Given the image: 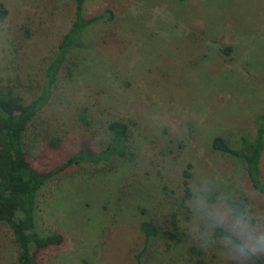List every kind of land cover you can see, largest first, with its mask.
Wrapping results in <instances>:
<instances>
[{"label":"rangeland","instance_id":"rangeland-1","mask_svg":"<svg viewBox=\"0 0 264 264\" xmlns=\"http://www.w3.org/2000/svg\"><path fill=\"white\" fill-rule=\"evenodd\" d=\"M0 4V87L26 102L41 88L75 0ZM104 11L110 18L86 26L83 46L64 55L22 134L29 164L54 170L36 194V229L62 237L37 249L35 264H254L233 240L214 236L216 225L264 264V198L234 157L211 147L218 136L245 149L241 140H251L255 116L264 115V0L80 4L82 18ZM111 120L127 125L128 157L55 169L82 142L102 148ZM259 175L264 182V147ZM230 200L242 217L231 214ZM141 220L157 228L147 243ZM16 257L0 222V264Z\"/></svg>","mask_w":264,"mask_h":264},{"label":"trees","instance_id":"trees-1","mask_svg":"<svg viewBox=\"0 0 264 264\" xmlns=\"http://www.w3.org/2000/svg\"><path fill=\"white\" fill-rule=\"evenodd\" d=\"M81 2L82 0H75L73 21L61 36L55 56L44 69L43 83L37 95L24 102L10 89L0 87V222L8 226L12 233L17 248L16 264H35L34 253L37 249L58 245L62 241L58 233L43 234L36 229V194L46 180L53 175L54 170L42 172L34 169L26 159L21 138L28 121L47 102L55 74L66 52L70 48L83 46L80 35L91 22L111 16L109 11H104L89 18H82L80 16ZM5 15L6 10L0 4V19ZM254 125L255 130L251 140H241L242 144L246 145L245 149L231 148L218 136L211 140V147L234 157L242 165L250 186L264 198V182L259 175V161L264 147V115L255 116ZM106 129L107 140L102 148L92 151L86 143L82 142L78 149L69 154L55 169L83 163L106 162L113 157H128L127 125L120 120H111L107 123ZM52 143L55 144L54 141ZM183 174L186 177L189 176L186 170ZM182 183L184 194L188 197L187 181L184 179ZM227 206L234 217L243 216L241 205L237 201H227ZM171 224L174 229V221H171ZM138 230L144 243L157 233L156 226L146 220L139 222ZM213 234L217 237L230 238L246 251L254 264H263L231 232L216 225ZM171 237L178 239L179 233L173 230ZM194 264L205 263L197 259Z\"/></svg>","mask_w":264,"mask_h":264},{"label":"clouds","instance_id":"clouds-1","mask_svg":"<svg viewBox=\"0 0 264 264\" xmlns=\"http://www.w3.org/2000/svg\"><path fill=\"white\" fill-rule=\"evenodd\" d=\"M257 243H258L260 246H264V240H260V239H258Z\"/></svg>","mask_w":264,"mask_h":264}]
</instances>
